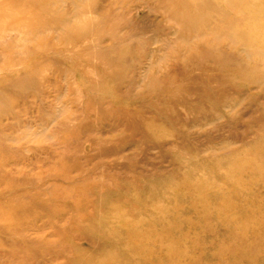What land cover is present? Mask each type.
<instances>
[{
    "label": "rangeland",
    "instance_id": "obj_1",
    "mask_svg": "<svg viewBox=\"0 0 264 264\" xmlns=\"http://www.w3.org/2000/svg\"><path fill=\"white\" fill-rule=\"evenodd\" d=\"M23 4L0 198L35 214L0 264H264V0Z\"/></svg>",
    "mask_w": 264,
    "mask_h": 264
},
{
    "label": "bare ground",
    "instance_id": "obj_2",
    "mask_svg": "<svg viewBox=\"0 0 264 264\" xmlns=\"http://www.w3.org/2000/svg\"><path fill=\"white\" fill-rule=\"evenodd\" d=\"M12 1V0H11ZM10 0H1V12H0V50H12L11 41L13 40L12 37L16 39V50H20L23 45L22 42L26 38H23V27H24V16L22 15L24 9V0H18V4L16 5L15 9L11 7L12 3ZM16 32L13 34V32ZM14 45V43H13ZM15 46V45H14ZM23 50V49H22ZM18 55V54H17ZM2 57V53L0 52V58ZM12 59V58H11ZM18 59V58H17ZM22 59V58H21ZM20 61V60H19ZM12 65L8 66V69L5 67L0 70V82H4V85L12 86L16 78H20L22 74L16 73L20 76H17L13 73H8L9 69ZM24 67V66H23ZM22 68V67H21ZM20 70V68H18ZM11 70V69H10ZM15 70V69H14ZM21 72V70H20ZM15 79V80H14ZM21 139V138H20ZM11 152V151H10ZM21 186V185H20ZM19 186V187H20ZM37 186V185H36ZM18 187V188H19ZM28 187V186H27ZM26 187V188H27ZM30 187V186H29ZM23 188V187H22ZM9 189V188H8ZM17 189V188H16ZM33 189V188H31ZM40 189V188H39ZM7 190V188L5 189ZM25 190V189H24ZM46 190V189H44ZM27 191V190H26ZM47 192V191H46ZM19 193V192H18ZM14 194V193H13ZM6 195V194H5ZM12 195V194H10ZM14 196V195H12ZM5 196V198H0V245H7L10 247V251L7 253H3L0 251V258H2L5 254L8 257H13L17 254V251L22 250L23 253H28L31 248L30 241H26L19 243L13 240V237L18 236L21 229H19L18 222L21 219H25V217L35 214L33 210V198L31 196H22L19 199L13 200L10 197ZM47 201V200H46ZM45 202V201H44ZM51 202V201H50ZM52 203V202H51ZM48 206V205H47ZM34 223V222H33ZM56 224V223H55ZM84 225V224H83ZM9 226V227H8ZM116 226V225H115ZM2 234V235H1ZM8 234V235H7ZM68 235V234H67ZM106 235V234H105ZM117 235V234H116ZM24 236V235H23ZM29 237V236H28ZM31 237V236H30ZM36 237V236H34ZM95 237V235H94ZM117 237V236H116ZM119 237V235H118ZM21 238V237H20ZM33 238V237H32ZM103 238V237H102ZM107 238V237H106ZM110 238V237H109ZM22 239V238H21ZM20 239V240H21ZM111 239V238H110ZM104 240V239H103ZM71 242V241H70ZM69 242V243H70ZM104 243V242H103ZM102 247V246H101ZM100 248V247H99ZM129 248V246H128ZM33 249V248H32ZM37 249V248H36ZM78 249V247H77ZM95 249V248H94ZM98 249V248H97ZM96 249V250H97ZM82 250V249H81ZM81 250H79L81 252ZM114 250V249H112ZM88 251V250H87ZM31 252V251H30ZM79 252V253H80ZM84 252V251H83ZM117 252V250H116ZM125 252V251H124ZM129 252V249H128ZM131 252V251H130ZM78 253V252H77ZM75 253V254H77ZM78 253V254H79ZM90 253V252H89ZM119 253V252H117ZM117 253H115L117 255ZM33 254V253H32ZM114 254V255H115ZM30 255V254H29ZM80 255H82L80 253ZM113 255V256H114ZM129 255V253H128ZM34 256V255H33ZM111 256V255H110ZM117 256H120L119 254ZM133 256V255H132ZM136 256V255H135ZM80 257V256H79ZM93 257V256H92ZM4 258V257H3ZM2 258V259H3ZM83 258V257H82ZM86 258V257H85ZM111 258V257H110ZM122 258V255L121 257ZM6 259V258H4ZM101 259V258H100ZM109 259V258H108ZM38 260V259H37ZM70 260V259H69ZM99 260V259H98ZM2 261V260H0ZM122 261V260H121ZM77 261L76 263H78ZM88 262V261H87ZM123 262V261H122ZM121 262V263H122ZM84 263V262H81ZM125 263V262H123ZM12 264V263H11ZM15 264V263H14ZM36 264V263H34ZM48 264V263H47ZM52 264V263H51ZM79 264V263H78ZM85 264V263H84ZM126 264V263H125Z\"/></svg>",
    "mask_w": 264,
    "mask_h": 264
}]
</instances>
